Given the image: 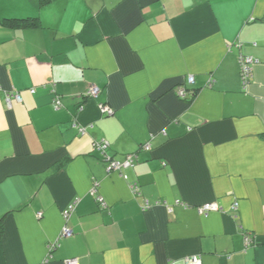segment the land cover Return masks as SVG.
I'll return each instance as SVG.
<instances>
[{
    "label": "crops",
    "instance_id": "0c3cea01",
    "mask_svg": "<svg viewBox=\"0 0 264 264\" xmlns=\"http://www.w3.org/2000/svg\"><path fill=\"white\" fill-rule=\"evenodd\" d=\"M0 89V264H264V0H0Z\"/></svg>",
    "mask_w": 264,
    "mask_h": 264
},
{
    "label": "built area",
    "instance_id": "2783aa9c",
    "mask_svg": "<svg viewBox=\"0 0 264 264\" xmlns=\"http://www.w3.org/2000/svg\"><path fill=\"white\" fill-rule=\"evenodd\" d=\"M254 63V60L251 58L247 57H241L239 59V70H240V76L242 80L243 86H246V84L249 82L251 78V65ZM187 83L189 85H192L194 83V78L192 76H189L187 78ZM1 90V89H0ZM34 90L30 89L29 93H33ZM99 93V89L97 87H91L86 96L89 98H95L97 94ZM188 92L185 91L183 88H178L176 90V96L183 99L187 97ZM4 99L6 102V105L8 108H11L12 103H21L22 102V97L19 92L13 91L4 94ZM60 107V102L57 100L55 101V108ZM99 108L101 112L105 115H110L112 113V110L105 106V105H99ZM81 133H83V130H80ZM109 148V143L105 140H101L99 142H95L93 144V151L99 152L103 156V160L106 163V171L107 173H120L122 169L124 168H132L135 166V160L137 159V153L134 154H128L125 155L122 161H117L114 160L113 158L109 157L106 154L107 149ZM151 150L150 144H143L140 146L139 151L141 152H149ZM165 164H163L164 166ZM124 179H126V176H123ZM130 189L133 191V193L138 194L139 193V188L135 184L130 185ZM90 194L92 196H95L96 200L98 202H101V207H105V204L101 201V199L97 196L96 194V189H93ZM79 199H74L63 211H62V220L64 222V227L60 233L59 239H64V238H70L73 233L72 231L66 226V223L71 215V213L74 211L76 205L78 204ZM177 206H182L187 208V206L180 202L176 201L174 203ZM155 205H166L165 202H156ZM237 203H234L231 207L233 211L237 210ZM150 204L146 201L145 202V208H149ZM217 211H222L219 206L216 203H207L202 206H199L196 208V212L201 215V216H206L210 212H217ZM251 242L250 235L245 236V244L248 245ZM197 258H191V261L195 262ZM65 264H77L76 260H69L66 261Z\"/></svg>",
    "mask_w": 264,
    "mask_h": 264
},
{
    "label": "trees",
    "instance_id": "16d2710c",
    "mask_svg": "<svg viewBox=\"0 0 264 264\" xmlns=\"http://www.w3.org/2000/svg\"><path fill=\"white\" fill-rule=\"evenodd\" d=\"M39 1V6H43V5H46L48 4L49 2H51L52 0H38ZM37 18H33V17H28V18H4L2 19V23L5 25V26H8V27H15V28H25V27H28L30 25H32L34 22H36ZM185 89V88H183ZM186 92H188L187 94V97L181 99L179 98L180 100H183L185 102H191L194 97H195V91L190 89V90H187L185 89Z\"/></svg>",
    "mask_w": 264,
    "mask_h": 264
}]
</instances>
